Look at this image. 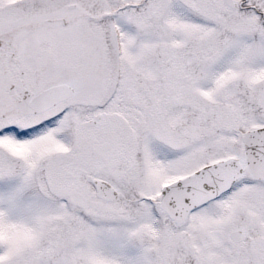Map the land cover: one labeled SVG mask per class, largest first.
Returning a JSON list of instances; mask_svg holds the SVG:
<instances>
[{
	"label": "snow or ice",
	"instance_id": "1",
	"mask_svg": "<svg viewBox=\"0 0 264 264\" xmlns=\"http://www.w3.org/2000/svg\"><path fill=\"white\" fill-rule=\"evenodd\" d=\"M0 264H264V0H0Z\"/></svg>",
	"mask_w": 264,
	"mask_h": 264
}]
</instances>
